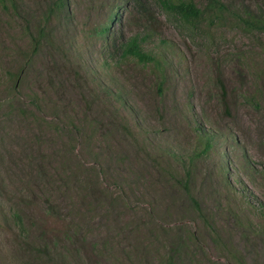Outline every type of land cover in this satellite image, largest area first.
I'll return each instance as SVG.
<instances>
[{
  "label": "rangeland",
  "instance_id": "rangeland-1",
  "mask_svg": "<svg viewBox=\"0 0 264 264\" xmlns=\"http://www.w3.org/2000/svg\"><path fill=\"white\" fill-rule=\"evenodd\" d=\"M63 1L0 0V264H264V32Z\"/></svg>",
  "mask_w": 264,
  "mask_h": 264
},
{
  "label": "trees",
  "instance_id": "trees-1",
  "mask_svg": "<svg viewBox=\"0 0 264 264\" xmlns=\"http://www.w3.org/2000/svg\"><path fill=\"white\" fill-rule=\"evenodd\" d=\"M61 6L63 7V0ZM138 4L141 13L148 19L154 21L155 15L151 11L149 0H133ZM160 5L167 13L174 15L180 20L184 21L189 27L196 25L199 19L206 18L212 22H223V20L230 17L234 21L243 23L251 29L264 32V8L260 0H253V4H243L242 11L236 13V6L233 2L227 0H153ZM119 13L116 14V16ZM110 26L106 25L101 31L107 33ZM143 39L140 35H135L129 38L122 45V55L132 56L144 63H157L161 66V62L152 52H147L142 46ZM159 91H162V83L159 84ZM212 147L211 138H208L206 150ZM186 189L188 186H185ZM196 209L200 206L196 200L193 199ZM175 252V250H174ZM173 260V256L171 257Z\"/></svg>",
  "mask_w": 264,
  "mask_h": 264
}]
</instances>
